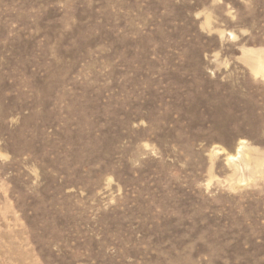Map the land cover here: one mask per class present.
Here are the masks:
<instances>
[{"label":"rangeland","instance_id":"374dc122","mask_svg":"<svg viewBox=\"0 0 264 264\" xmlns=\"http://www.w3.org/2000/svg\"><path fill=\"white\" fill-rule=\"evenodd\" d=\"M0 264H264V0H0Z\"/></svg>","mask_w":264,"mask_h":264},{"label":"bare ground","instance_id":"6f19581e","mask_svg":"<svg viewBox=\"0 0 264 264\" xmlns=\"http://www.w3.org/2000/svg\"><path fill=\"white\" fill-rule=\"evenodd\" d=\"M262 56V55H261ZM257 62H259V60L257 61ZM263 63V62H262ZM256 69V68H255ZM257 73H258V71H257Z\"/></svg>","mask_w":264,"mask_h":264}]
</instances>
